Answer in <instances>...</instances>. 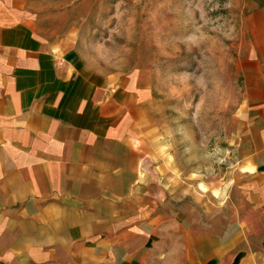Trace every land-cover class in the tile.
Wrapping results in <instances>:
<instances>
[{"label":"crops","instance_id":"1","mask_svg":"<svg viewBox=\"0 0 264 264\" xmlns=\"http://www.w3.org/2000/svg\"><path fill=\"white\" fill-rule=\"evenodd\" d=\"M8 10L0 0V264H155L174 244L183 264H264V59L243 75L225 224L197 221L188 192L145 167L135 76L89 69Z\"/></svg>","mask_w":264,"mask_h":264},{"label":"rangeland","instance_id":"2","mask_svg":"<svg viewBox=\"0 0 264 264\" xmlns=\"http://www.w3.org/2000/svg\"><path fill=\"white\" fill-rule=\"evenodd\" d=\"M5 5L9 18L34 23L49 40L70 42L89 69L119 83L135 76L147 91L145 167H156L158 180L173 185L175 193L188 192L194 219L225 224L219 211L238 167L243 75L247 59H264V0H5ZM175 245V254L158 256L155 264H183Z\"/></svg>","mask_w":264,"mask_h":264},{"label":"water","instance_id":"3","mask_svg":"<svg viewBox=\"0 0 264 264\" xmlns=\"http://www.w3.org/2000/svg\"><path fill=\"white\" fill-rule=\"evenodd\" d=\"M241 258H242V255H239V256L235 259L234 264H239Z\"/></svg>","mask_w":264,"mask_h":264}]
</instances>
